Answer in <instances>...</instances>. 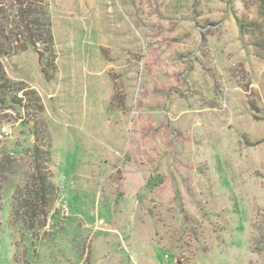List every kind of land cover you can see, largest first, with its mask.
<instances>
[{
	"label": "rangeland",
	"instance_id": "374dc122",
	"mask_svg": "<svg viewBox=\"0 0 264 264\" xmlns=\"http://www.w3.org/2000/svg\"><path fill=\"white\" fill-rule=\"evenodd\" d=\"M50 10L51 78L32 49L3 60L44 109L29 94L0 111V264H79L74 233L84 264L92 233H119L104 264H264V0ZM43 122L45 201L30 152Z\"/></svg>",
	"mask_w": 264,
	"mask_h": 264
},
{
	"label": "trees",
	"instance_id": "16d2710c",
	"mask_svg": "<svg viewBox=\"0 0 264 264\" xmlns=\"http://www.w3.org/2000/svg\"><path fill=\"white\" fill-rule=\"evenodd\" d=\"M52 18L50 10V0H0V111L28 109L26 97L33 95L35 105L38 112H43V106L40 98L35 91L22 83L12 81L3 64L6 57L32 49L36 52L42 63V72L46 78H51L48 65L55 61L53 51L54 36L52 30ZM49 56L51 59H47ZM52 62H51V61ZM50 61V62H49ZM46 62V63H45ZM49 62V64H47ZM53 64V63H52ZM23 92L25 96L19 97V93ZM22 116V114L20 115ZM21 122L28 126L25 119L20 117ZM1 124V122H0ZM41 130L36 126L33 136L36 139L35 146L30 150L34 158V174L36 175V196L45 201L49 185L48 177L42 174V161L48 162L50 158V143L48 148L42 147L39 142L41 136L48 137L47 126L43 122ZM49 135V136H48ZM1 142V141H0ZM10 151H4L2 157L9 162L7 166L10 170H16L17 164ZM37 184V185H36ZM33 196V195H32ZM30 206H27V209Z\"/></svg>",
	"mask_w": 264,
	"mask_h": 264
},
{
	"label": "crops",
	"instance_id": "0c3cea01",
	"mask_svg": "<svg viewBox=\"0 0 264 264\" xmlns=\"http://www.w3.org/2000/svg\"><path fill=\"white\" fill-rule=\"evenodd\" d=\"M82 234L83 233H76V235H75V233L73 234V238L76 237L75 238V245L73 248L70 249L71 257H73V255H74L77 258L79 264H84V254H83L84 251H83ZM110 234H111V236H110ZM117 234H119V233H109V234L106 233L105 236L101 237V236H99L100 235L99 233H97V234L92 233L91 239H93L94 244H93L91 256H92V259L94 260L93 261L94 264H104L106 260L111 259L114 256V254H115L114 245L116 242L113 240V238H115L113 236L117 235ZM98 236L103 240V242H105L107 244L106 245V253L104 254L105 256H103L102 253L97 254L95 251L96 250V244H97L96 241L98 239ZM40 241L43 243L42 240H40ZM119 241H121L120 238H119ZM52 242H57V241L54 240ZM120 243H121L120 247L123 248V250H125V245L122 242H120ZM120 263H122V262H120ZM111 264H114L113 259L111 260Z\"/></svg>",
	"mask_w": 264,
	"mask_h": 264
},
{
	"label": "built area",
	"instance_id": "2783aa9c",
	"mask_svg": "<svg viewBox=\"0 0 264 264\" xmlns=\"http://www.w3.org/2000/svg\"><path fill=\"white\" fill-rule=\"evenodd\" d=\"M2 132L6 134V133L8 132V131H7V128H6V127H3V128H2Z\"/></svg>",
	"mask_w": 264,
	"mask_h": 264
}]
</instances>
